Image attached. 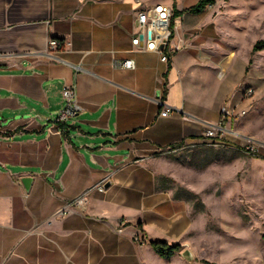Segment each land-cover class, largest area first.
Returning a JSON list of instances; mask_svg holds the SVG:
<instances>
[{
	"label": "crops",
	"instance_id": "0c3cea01",
	"mask_svg": "<svg viewBox=\"0 0 264 264\" xmlns=\"http://www.w3.org/2000/svg\"><path fill=\"white\" fill-rule=\"evenodd\" d=\"M135 7L0 0V264H90L91 226L102 231L98 219L138 207L153 191L154 156L201 140L230 99L223 89L213 110L199 105L198 59L189 46L178 50L176 36L168 62L133 46ZM124 58L135 67L115 65ZM72 83L83 109L58 123ZM159 97L170 116L160 115ZM102 183L105 191L93 187ZM84 194L82 209L73 201Z\"/></svg>",
	"mask_w": 264,
	"mask_h": 264
},
{
	"label": "rangeland",
	"instance_id": "374dc122",
	"mask_svg": "<svg viewBox=\"0 0 264 264\" xmlns=\"http://www.w3.org/2000/svg\"><path fill=\"white\" fill-rule=\"evenodd\" d=\"M140 1L174 10L198 2ZM175 24L178 50L189 46L198 59L192 90L199 105L213 110L223 89L232 90L225 124L250 138L256 151L234 140L160 151L152 193L123 215L98 219L102 231L91 226L84 251L90 264H264V48L253 52L264 39V0H217ZM154 238L182 250L162 258L151 247Z\"/></svg>",
	"mask_w": 264,
	"mask_h": 264
},
{
	"label": "built area",
	"instance_id": "2783aa9c",
	"mask_svg": "<svg viewBox=\"0 0 264 264\" xmlns=\"http://www.w3.org/2000/svg\"><path fill=\"white\" fill-rule=\"evenodd\" d=\"M135 7V24L134 32L132 35V44L140 51H152L161 56V60L168 62L170 60V53L176 50V47L172 45V40L175 36L176 24L174 20V9L172 5L164 3H155L150 5H143L140 0H136ZM50 46L60 49L62 41L60 39L52 38L49 41ZM115 65L124 68H134L135 60L132 58H124L115 60ZM75 69L79 71L82 69L81 64H75ZM246 96H252L254 91L249 88L245 92ZM64 105L57 112L55 121L58 123H66L76 118L83 109L77 92V84H65L63 89ZM161 105L160 115L168 117L173 113V108L169 105H163L164 100L162 97L156 99ZM228 101L220 112V119L216 123H209L204 131V136L201 140L195 143L183 144L180 147L184 148L190 145H207L214 146L224 143V140L241 141L245 144L247 149L255 152L256 148L251 144L252 140L247 136L232 130L225 124L226 119H230L232 116V105ZM247 111L242 110L241 115H246ZM99 191H105V184H99L93 186ZM92 189V188H91ZM86 194L81 195L73 203L80 207L85 208Z\"/></svg>",
	"mask_w": 264,
	"mask_h": 264
},
{
	"label": "trees",
	"instance_id": "16d2710c",
	"mask_svg": "<svg viewBox=\"0 0 264 264\" xmlns=\"http://www.w3.org/2000/svg\"><path fill=\"white\" fill-rule=\"evenodd\" d=\"M216 1L217 0H198L196 4L186 9H181V10L175 9L174 10V20L186 12L200 14L204 12L208 8V6L215 4ZM263 48H264V39H260L255 43L253 47V52H256ZM150 244H151V247L160 255V257L165 258V259L171 258L177 252L182 250V245L180 243L169 244L168 242L163 241V240H152ZM204 261L207 264H217L215 262H210L208 260H204Z\"/></svg>",
	"mask_w": 264,
	"mask_h": 264
},
{
	"label": "water",
	"instance_id": "95a60500",
	"mask_svg": "<svg viewBox=\"0 0 264 264\" xmlns=\"http://www.w3.org/2000/svg\"><path fill=\"white\" fill-rule=\"evenodd\" d=\"M31 178H24L27 188H29V181Z\"/></svg>",
	"mask_w": 264,
	"mask_h": 264
}]
</instances>
